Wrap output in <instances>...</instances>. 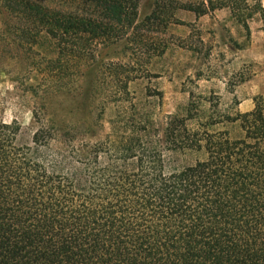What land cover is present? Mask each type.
<instances>
[{"label": "trees", "instance_id": "trees-1", "mask_svg": "<svg viewBox=\"0 0 264 264\" xmlns=\"http://www.w3.org/2000/svg\"><path fill=\"white\" fill-rule=\"evenodd\" d=\"M254 1L187 9L228 7L249 37L247 20L264 13ZM0 3L32 36L81 57L126 36L139 0ZM45 128L22 143L19 124L0 121V264H264L263 96L244 112L171 114L164 140L67 150L40 140Z\"/></svg>", "mask_w": 264, "mask_h": 264}, {"label": "rangeland", "instance_id": "rangeland-1", "mask_svg": "<svg viewBox=\"0 0 264 264\" xmlns=\"http://www.w3.org/2000/svg\"><path fill=\"white\" fill-rule=\"evenodd\" d=\"M201 2L139 0L126 36L81 57L58 53L45 33L32 36L0 3V121H16L22 143L43 125L40 140L69 150L164 140L168 116L187 109L250 110L264 97V13L247 20V37L228 7L187 9Z\"/></svg>", "mask_w": 264, "mask_h": 264}, {"label": "crops", "instance_id": "crops-1", "mask_svg": "<svg viewBox=\"0 0 264 264\" xmlns=\"http://www.w3.org/2000/svg\"><path fill=\"white\" fill-rule=\"evenodd\" d=\"M260 1H261L262 6L264 7V0H260Z\"/></svg>", "mask_w": 264, "mask_h": 264}]
</instances>
